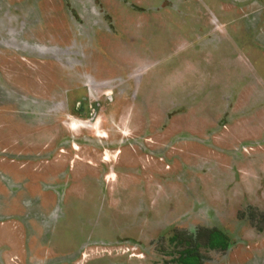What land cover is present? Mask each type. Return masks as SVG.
Masks as SVG:
<instances>
[{"label": "rangeland", "instance_id": "obj_1", "mask_svg": "<svg viewBox=\"0 0 264 264\" xmlns=\"http://www.w3.org/2000/svg\"><path fill=\"white\" fill-rule=\"evenodd\" d=\"M188 246L264 264V0H0V264Z\"/></svg>", "mask_w": 264, "mask_h": 264}, {"label": "trees", "instance_id": "obj_2", "mask_svg": "<svg viewBox=\"0 0 264 264\" xmlns=\"http://www.w3.org/2000/svg\"><path fill=\"white\" fill-rule=\"evenodd\" d=\"M201 234L197 235L196 238L187 239L186 243L190 244L192 239H199ZM205 244L213 249L226 250L229 247L228 236L220 229H212L203 236ZM180 264H203L202 255L196 247H187L180 253Z\"/></svg>", "mask_w": 264, "mask_h": 264}, {"label": "bare ground", "instance_id": "obj_3", "mask_svg": "<svg viewBox=\"0 0 264 264\" xmlns=\"http://www.w3.org/2000/svg\"><path fill=\"white\" fill-rule=\"evenodd\" d=\"M70 127V126H69ZM71 128H72V126H71ZM106 159V158H105Z\"/></svg>", "mask_w": 264, "mask_h": 264}]
</instances>
